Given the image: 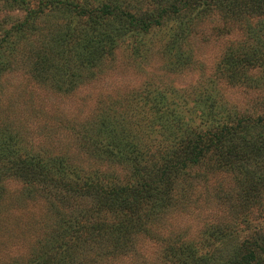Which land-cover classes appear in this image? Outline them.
<instances>
[{
    "label": "rangeland",
    "instance_id": "1",
    "mask_svg": "<svg viewBox=\"0 0 264 264\" xmlns=\"http://www.w3.org/2000/svg\"><path fill=\"white\" fill-rule=\"evenodd\" d=\"M147 1L136 0L135 5L147 7ZM29 2H32L30 7L35 8L36 0ZM25 15V6L0 2V43ZM46 16H42L33 25L32 32L25 35L15 62L7 59L10 62L8 69L0 73V127H11L12 134L19 135L29 150L69 156L77 169L82 170V176L107 173L108 177L123 178L132 172L128 161L120 158L130 149V142L137 144L147 137V144H157L160 134L146 127L147 112L142 105V92L162 91L170 98L180 94L189 99L192 95L202 94L197 90H206L229 111L253 118L264 111L262 65L250 67L251 72L239 75V81L231 83L227 71L224 73L219 64L231 47L251 56L264 51V15L249 14L242 23L234 25L233 21L224 22L221 12L205 14L201 17L204 19L196 23L192 35L179 44L171 37L167 20L138 40L119 42L113 56L103 58L91 69H81L82 73L77 72L71 62L69 73L76 78H73L72 91L65 94L56 92L58 89L53 81L38 79L42 74L33 64L44 52H49L54 24L72 15L64 16L59 12ZM14 40H17L16 36ZM176 49L188 59L187 66L181 69L172 64ZM88 73L93 76L86 77ZM51 74L50 71L48 76ZM101 114L108 125L117 118L115 125L119 128L121 122L125 127L114 142L113 150L119 156L93 157L83 145L81 138L86 131L92 136L97 135L95 140L101 141L99 146L106 141L98 134V125L102 122L98 116ZM129 123L137 127H131ZM187 173L185 186L174 189L175 204L157 211L147 220L145 229L135 231L126 252L115 251L112 256H103L97 264H179L178 257L168 248L173 243L177 248L195 244L203 255L213 253L214 262L223 261L226 253L238 252L237 246L255 235L253 228L264 231V207H253L247 212L236 207L239 189L232 175L210 172L203 166ZM8 175L3 174L0 180L4 187L0 199V264H27L33 250L43 245L42 239L49 234L48 228L56 214L64 213L74 218L94 207V194L62 191L61 195L57 189H52L55 196L64 198L66 205H61L60 199L46 200V194L39 189L43 184L27 191L21 179ZM50 202H55L57 211ZM112 220L108 218V221ZM217 228L223 230V235L208 241V232ZM207 242L210 247H206ZM77 244L72 248V257L74 262L81 264L86 259L88 246L85 241H77ZM105 246L111 248L108 244ZM89 247L100 251L97 245Z\"/></svg>",
    "mask_w": 264,
    "mask_h": 264
},
{
    "label": "trees",
    "instance_id": "2",
    "mask_svg": "<svg viewBox=\"0 0 264 264\" xmlns=\"http://www.w3.org/2000/svg\"><path fill=\"white\" fill-rule=\"evenodd\" d=\"M1 1L25 6L26 15L0 43V73L18 58L19 44L42 16L59 12L64 16L72 15L54 24L49 52H44L33 64L34 69L44 75V78L39 75L38 79L53 81L60 94L73 89L76 77L70 75L69 65L74 64L72 67L79 73L81 69H91L103 58L113 56L119 42L138 40L167 20L171 37L179 44L192 35L196 23L202 21L205 14L221 12L224 22L233 21L234 25L242 23L249 14L264 15V0H149L147 7L136 6V0H36L35 8L30 7V0ZM187 63V56L176 49L172 64L181 69ZM258 63L264 69V51L251 56L231 47L219 64L234 83L239 81V75L251 72L248 69ZM50 71L53 75L48 76ZM92 76L88 73L86 77ZM197 91L202 94L189 99L180 94L170 98L162 91L141 93L147 112L146 127L160 134V139L155 145L147 144V137L137 144L130 142V149L120 158L128 161L132 172L123 178L108 177L107 173L82 176V170L77 169L69 156L29 150L19 135L12 134L11 127H0V180L3 174H9L21 179L27 191L43 184L39 189L46 194V200L60 199L61 205H66L64 198L55 196L52 189H57L58 194L77 191L96 197L92 209L74 218L56 214L48 228L49 234L42 239L43 245L33 250L27 264H77L72 257L77 241H85L88 246L86 259L81 264H97L103 256H112L115 251L126 252L134 232L145 229L147 220L157 211L175 204V187L188 182V170L200 166L210 172L232 175L239 189L235 198L238 210L247 212L253 207H264V111L256 118L229 111L213 94ZM103 115L98 116L102 121L98 134L106 141L99 146L101 141L95 140L97 135L86 131L81 138L83 145L93 157L119 156L113 150L114 142L125 127L121 122L119 128L115 125L117 118L108 125ZM3 192L0 183V199ZM49 204L57 211L55 202ZM108 218L113 220L108 221ZM252 230L255 235L240 243L238 252L226 253L223 261L214 262L213 253L203 255L195 244L177 248L173 243L168 248L178 257L179 264H264V231ZM222 235L223 230L217 228L208 232L207 239L214 241ZM207 243L206 247H210V242ZM105 244L111 248H106ZM90 245H97L100 251Z\"/></svg>",
    "mask_w": 264,
    "mask_h": 264
}]
</instances>
